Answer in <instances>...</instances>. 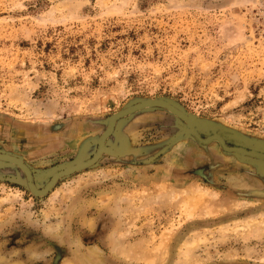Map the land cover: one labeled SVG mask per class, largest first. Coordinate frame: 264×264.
Masks as SVG:
<instances>
[{
    "label": "rangeland",
    "instance_id": "obj_1",
    "mask_svg": "<svg viewBox=\"0 0 264 264\" xmlns=\"http://www.w3.org/2000/svg\"><path fill=\"white\" fill-rule=\"evenodd\" d=\"M162 101L264 154V0H0V155L34 190ZM36 194L0 159V264H264V160L161 106Z\"/></svg>",
    "mask_w": 264,
    "mask_h": 264
},
{
    "label": "water",
    "instance_id": "obj_2",
    "mask_svg": "<svg viewBox=\"0 0 264 264\" xmlns=\"http://www.w3.org/2000/svg\"><path fill=\"white\" fill-rule=\"evenodd\" d=\"M161 106V107H164L166 109H168L169 111H171L173 114L177 115L178 117H180L181 119H183L187 126H188V132L191 133L198 141L202 142V143H205L207 141H210V140H216L218 141V143L221 145V147L225 150H228V151H234V152H237V153H241V154H244V155H249V156H252V157H255L257 159H262L264 160V154H259L257 152H254V151H246L244 149H241V148H236V147H227L223 144L222 140L216 136V135H212L206 139H201L197 133L190 127V119H188L186 116H184L182 113H180L179 111H177L176 109L172 108L170 105L162 102V101H143L137 105H134V106H131L125 110H122L118 113H116L115 115H113L111 118H110V121H109V124L106 128V130L104 131V133L99 137L98 139V145H97V149L96 151L94 152V154L92 155V157L86 161H79L77 164L71 166V167H68L62 171H59V172H56L52 177L51 179L49 180V182L45 185V187L41 190V191H36L33 189L31 183H30V176H29V172L28 170L26 169V167L17 159L13 158V157H8V156H4V158H1L2 160H5V161H9V162H12V163H15L16 165H18L25 173L27 179H28V185H29V188L31 191H33L34 193L36 194H42V192L44 190H46L48 187H50V185H52V183H54V181L56 179H58L59 177L63 176V175H66L68 173H72L74 171H77L79 169H82L90 164H92L100 155V153L102 152H107L108 149H106L104 146H103V140L104 138L110 133L111 129H112V123H113V120L120 117V116H123L125 114H128L132 111H135V110H138V109H141V108H144V107H149V106ZM260 155V156H259Z\"/></svg>",
    "mask_w": 264,
    "mask_h": 264
},
{
    "label": "bare ground",
    "instance_id": "obj_3",
    "mask_svg": "<svg viewBox=\"0 0 264 264\" xmlns=\"http://www.w3.org/2000/svg\"><path fill=\"white\" fill-rule=\"evenodd\" d=\"M187 118H188V117H187ZM189 124H190V127L193 129V127H192V124H193L192 121H190ZM193 130H194V129H193ZM4 156L6 157L7 155H0L1 158H4ZM259 156H260V155H259Z\"/></svg>",
    "mask_w": 264,
    "mask_h": 264
}]
</instances>
